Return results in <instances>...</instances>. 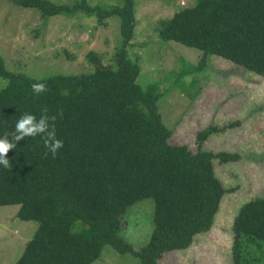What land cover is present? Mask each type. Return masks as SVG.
Listing matches in <instances>:
<instances>
[{"label": "trees", "instance_id": "16d2710c", "mask_svg": "<svg viewBox=\"0 0 264 264\" xmlns=\"http://www.w3.org/2000/svg\"><path fill=\"white\" fill-rule=\"evenodd\" d=\"M14 1L42 17L83 13L102 27L119 16L123 37L114 64L102 66L101 55L90 52L93 71L82 74L35 79L9 71L0 56V78L8 80L0 91V138L15 131L24 113L39 119L45 106L49 115L63 111L55 129L64 147L55 157L40 136L27 137L9 152L11 169L0 166V206L19 205L20 220L38 222L15 264H93L107 245L134 253L141 264H159L166 253L187 249L212 229L226 192L215 159L232 162L238 156L203 149L218 132L213 126L198 132L196 153L170 142L157 85L138 84L140 59L128 54L135 46V0H121L123 5L110 10L88 0L71 6ZM155 39L199 49L264 77V0H194L163 21ZM33 83L45 84L47 92L35 95ZM147 198L155 202L154 230L135 252L121 236L123 215ZM232 256L233 264H264V198L240 208Z\"/></svg>", "mask_w": 264, "mask_h": 264}, {"label": "rangeland", "instance_id": "374dc122", "mask_svg": "<svg viewBox=\"0 0 264 264\" xmlns=\"http://www.w3.org/2000/svg\"><path fill=\"white\" fill-rule=\"evenodd\" d=\"M50 1L71 6L80 0ZM193 2L135 0V46L128 48V54L132 60L140 59L138 84L143 89L157 85L159 112L172 131V144L186 145L196 153L198 132L213 126L218 132L203 149L235 154L238 160L214 161L226 192L212 229L194 237L187 249L166 253L159 264H233L234 220L246 202L264 198V77L220 57L204 56L199 49L155 39L163 21ZM88 4L110 10L123 1L88 0ZM107 21L108 26L102 27L96 17L83 13L42 17L37 9L0 0V56L9 71L35 79L92 72L90 52L101 55V65L108 66L123 45L121 18ZM7 84L0 78V91ZM19 208L0 206V264H15L38 229V222L17 217ZM154 210V199L147 198L123 215L121 236L135 252L150 240ZM82 228L78 223L76 229ZM93 264H141V260L107 245Z\"/></svg>", "mask_w": 264, "mask_h": 264}, {"label": "clouds", "instance_id": "9594fccd", "mask_svg": "<svg viewBox=\"0 0 264 264\" xmlns=\"http://www.w3.org/2000/svg\"><path fill=\"white\" fill-rule=\"evenodd\" d=\"M32 91L35 95L40 96L47 92V86L43 83H33ZM49 110L45 106L41 109L39 119L34 114L24 113L15 124V131L12 133H5L0 138V166L4 169H11L12 164L8 158L11 150L17 147L20 141L25 138H36L40 136L44 141V146L55 157L60 149L64 147L63 141L57 138L55 121L58 116L63 117V111H59L56 115H49ZM11 136V139H9Z\"/></svg>", "mask_w": 264, "mask_h": 264}, {"label": "crops", "instance_id": "0c3cea01", "mask_svg": "<svg viewBox=\"0 0 264 264\" xmlns=\"http://www.w3.org/2000/svg\"><path fill=\"white\" fill-rule=\"evenodd\" d=\"M162 44V43H161ZM153 46V45H152ZM155 50V49H154ZM155 63V62H154ZM157 63H159L158 61H157ZM150 70H155L154 68L153 69H150Z\"/></svg>", "mask_w": 264, "mask_h": 264}]
</instances>
